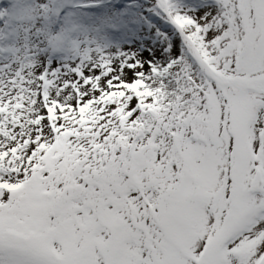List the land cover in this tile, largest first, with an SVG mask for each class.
<instances>
[{
	"label": "snow or ice",
	"instance_id": "1",
	"mask_svg": "<svg viewBox=\"0 0 264 264\" xmlns=\"http://www.w3.org/2000/svg\"><path fill=\"white\" fill-rule=\"evenodd\" d=\"M0 264H264V0H0Z\"/></svg>",
	"mask_w": 264,
	"mask_h": 264
}]
</instances>
